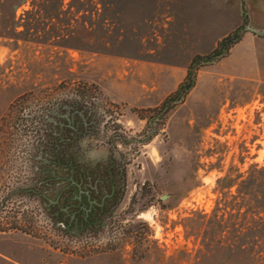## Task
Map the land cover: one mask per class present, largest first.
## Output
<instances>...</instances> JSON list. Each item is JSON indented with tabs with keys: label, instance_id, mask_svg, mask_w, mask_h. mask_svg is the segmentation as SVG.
Segmentation results:
<instances>
[{
	"label": "rangeland",
	"instance_id": "374dc122",
	"mask_svg": "<svg viewBox=\"0 0 264 264\" xmlns=\"http://www.w3.org/2000/svg\"><path fill=\"white\" fill-rule=\"evenodd\" d=\"M12 3L0 0V264H191L197 244L182 218L209 212L224 191L223 264H264L260 220L241 228L255 195L238 191L250 166H264L262 34L240 35L222 57L198 64L193 85L146 136L148 117L192 55L212 50L229 27L246 30L239 0H106L103 30L78 31L77 16L60 14L50 21L68 20L66 41L57 34L52 43L42 37L59 33L56 24L24 12L27 0ZM77 89L99 113L97 132L79 141L81 163L91 168L106 156L109 133L125 139L111 146L124 164L117 203L103 227L74 236L56 228L34 194L13 190L35 173L38 114ZM228 170L234 182L220 188Z\"/></svg>",
	"mask_w": 264,
	"mask_h": 264
},
{
	"label": "trees",
	"instance_id": "16d2710c",
	"mask_svg": "<svg viewBox=\"0 0 264 264\" xmlns=\"http://www.w3.org/2000/svg\"><path fill=\"white\" fill-rule=\"evenodd\" d=\"M25 0H13V7L18 6ZM28 7L24 12L31 15L45 14L48 22L56 24V28L60 31L56 34H49L42 37L44 41L52 43L55 35H59L62 41H66L64 34L68 20L56 19L50 21V18L56 16L72 15L77 16L74 19L75 26L78 31L86 30L92 25L97 26L101 30L105 27V15L103 13L106 0H27ZM95 15L94 21L89 20L87 24L85 18ZM30 17V16H29ZM69 18V17H67ZM35 19L33 18L34 24ZM33 32L31 36L35 39V25H31ZM242 34L240 28H233L217 39L215 46L205 54L194 53L186 67L184 79H182L162 100V104L157 112L151 114L147 119L146 135L149 137L152 133L154 121L161 117L163 113L175 102L181 100L188 89L194 83V69L198 64L208 63L216 58L222 57L229 47L239 39ZM53 36V37H52ZM52 37V38H51ZM90 97V96H89ZM47 105V104H46ZM43 107L38 114L39 127L38 142L35 144L34 170L32 181L30 184L14 188L13 191L23 190L34 194L42 204L43 209H49V216L56 228L65 233L78 236L84 228L91 231H97L105 225V219L109 215L110 210L117 203L120 194L123 191L124 183V164L116 156L113 151V140L119 139L123 141L125 138L118 132L108 134V143L110 144L106 156L95 162L91 168L84 166L79 160L80 145L79 141L84 137L92 136L98 130L99 120L95 116L97 104L94 98L86 97L80 90H72L70 94L58 95L53 103ZM66 112V115L64 114ZM67 117L71 119L70 124L65 123ZM48 160V161H47ZM53 168V171L50 170ZM73 171L77 176L87 175L89 178L95 179L97 184L101 185L99 193V203L92 210L89 219L83 222H76L74 228L67 229L65 226L56 222L57 215L54 210L59 208L60 204L65 203V194L71 195L70 189H63L60 185L51 184L52 174L58 173V180L61 178L66 180V175L70 174L74 178ZM60 174V175H59ZM235 177L230 175L228 170L216 179L217 186L220 188L229 186L234 182ZM238 191L255 195V198H246L245 219L243 222L244 229L248 228V221L257 216L260 220V229H264V166L257 167L255 164L250 166L248 173L239 181ZM55 201H50L53 199ZM47 202V203H46ZM228 200L226 192H222L221 196L215 200V205L211 207L209 212L202 210H191L189 214L182 218V227L186 235L192 234L196 240L193 259L191 264H223L225 260V251L228 248L226 243V208ZM238 232V229H235ZM245 233V232H244ZM247 233V231H246ZM245 233V234H246ZM237 236V234H235ZM238 238V236H237ZM232 249H237V245L233 244Z\"/></svg>",
	"mask_w": 264,
	"mask_h": 264
},
{
	"label": "flooded vegetation",
	"instance_id": "af4514ba",
	"mask_svg": "<svg viewBox=\"0 0 264 264\" xmlns=\"http://www.w3.org/2000/svg\"><path fill=\"white\" fill-rule=\"evenodd\" d=\"M64 114L66 115V112ZM70 121L71 119L67 117L65 123L70 124ZM50 170L53 171V168H50ZM72 175L74 178L70 174L66 175L67 182H65L64 178L58 180L60 178H58L56 172L52 174V180L54 181L51 183L54 186L60 185L65 190H71V195L65 194V203L60 204L59 208L54 210L57 215L56 222L67 229L74 228V224L78 221L85 223L89 219L92 210L99 203V193L101 192V185L97 184L96 186L95 179L89 178L87 175H80L79 177L75 171ZM49 200L54 202L56 199L54 197ZM46 212L50 214L49 209ZM84 230L87 229L84 228L82 231Z\"/></svg>",
	"mask_w": 264,
	"mask_h": 264
},
{
	"label": "crops",
	"instance_id": "0c3cea01",
	"mask_svg": "<svg viewBox=\"0 0 264 264\" xmlns=\"http://www.w3.org/2000/svg\"><path fill=\"white\" fill-rule=\"evenodd\" d=\"M239 2L241 4V11L246 16L245 24H250L255 26V28L264 30V0H239ZM237 16H235L236 19L234 20V24H233L234 26L239 25L241 22L240 17ZM230 28L231 27H229V29L227 30H230ZM227 30L224 31L222 35L228 33L229 31ZM253 32L254 31L246 28L245 31L244 30L242 31L241 36H249V34H252ZM254 34H258V33L254 32ZM261 36L264 37V35Z\"/></svg>",
	"mask_w": 264,
	"mask_h": 264
},
{
	"label": "water",
	"instance_id": "95a60500",
	"mask_svg": "<svg viewBox=\"0 0 264 264\" xmlns=\"http://www.w3.org/2000/svg\"><path fill=\"white\" fill-rule=\"evenodd\" d=\"M244 26H245V28L254 31L255 33L264 35V30L263 29L255 28V26L250 25V24H245Z\"/></svg>",
	"mask_w": 264,
	"mask_h": 264
}]
</instances>
